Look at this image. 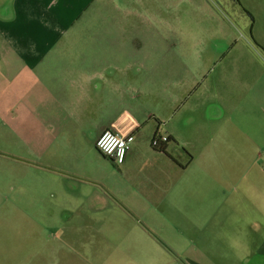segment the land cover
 <instances>
[{"label": "crops", "instance_id": "obj_1", "mask_svg": "<svg viewBox=\"0 0 264 264\" xmlns=\"http://www.w3.org/2000/svg\"><path fill=\"white\" fill-rule=\"evenodd\" d=\"M122 1L0 0V163L65 221L123 223L93 231L90 264H264V28L226 37L197 0H137L156 21H123ZM107 131L135 136L121 166Z\"/></svg>", "mask_w": 264, "mask_h": 264}, {"label": "rangeland", "instance_id": "obj_2", "mask_svg": "<svg viewBox=\"0 0 264 264\" xmlns=\"http://www.w3.org/2000/svg\"><path fill=\"white\" fill-rule=\"evenodd\" d=\"M256 2L257 9L252 17L245 11L250 8L251 2ZM243 0V5L236 0H197L194 17L201 14L198 5H204L205 16H210L217 23L226 24V37H238L240 32L250 37V31L257 21L259 29L264 28V0ZM123 4L120 9L122 19L125 21L127 10L131 12L130 21L152 23L155 17L139 16L137 0L119 2ZM249 6V7H244ZM224 9V10H223ZM222 10L224 14L221 16ZM216 11L224 20L214 18ZM248 11V10H247ZM171 17L168 13L158 16L161 23ZM160 36L168 35V30L159 31ZM257 139V138H256ZM258 165L264 166V137H258ZM26 168H18L0 163V264H90L89 249L92 246L105 247V237L95 234L96 230L108 229L113 224L114 229H120L123 223H105L94 216V212L86 221H65L63 212L66 206L57 202L51 196L43 201H38L33 189L36 182L30 177ZM33 178V179H32ZM45 182H39V188L48 187ZM52 192V190H51ZM116 199V197H114ZM84 210L102 209L99 213H110L106 205H85ZM112 209V208H111ZM110 209V210H111ZM117 211V209H116ZM118 213V212H116ZM121 213V212H120ZM46 218H49L46 220ZM121 236L113 238V244L121 243ZM95 238V239H93ZM151 247H153L151 243ZM78 252L77 256L74 254ZM155 255V258H154ZM115 254L110 260L111 264H122L123 257ZM164 256H171L165 252ZM151 259L159 261L156 254H150ZM93 264V262H92Z\"/></svg>", "mask_w": 264, "mask_h": 264}, {"label": "built area", "instance_id": "obj_3", "mask_svg": "<svg viewBox=\"0 0 264 264\" xmlns=\"http://www.w3.org/2000/svg\"><path fill=\"white\" fill-rule=\"evenodd\" d=\"M135 141L133 134L122 135L116 131H107L97 140L98 151L106 158L112 160L116 165L121 166L125 163L127 154ZM169 142L168 137H156L152 146L154 149H161L162 144Z\"/></svg>", "mask_w": 264, "mask_h": 264}, {"label": "trees", "instance_id": "obj_4", "mask_svg": "<svg viewBox=\"0 0 264 264\" xmlns=\"http://www.w3.org/2000/svg\"><path fill=\"white\" fill-rule=\"evenodd\" d=\"M237 2H239L240 3V0H236ZM251 17H252V14L251 13H249L248 11H246ZM253 18V17H252ZM257 44V43H256ZM258 45V44H257ZM263 51H264V48L263 47H261L260 45H258Z\"/></svg>", "mask_w": 264, "mask_h": 264}]
</instances>
